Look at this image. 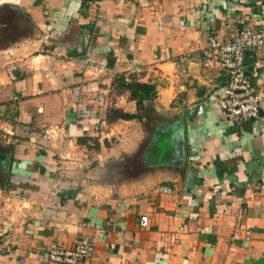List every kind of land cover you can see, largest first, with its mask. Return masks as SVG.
Listing matches in <instances>:
<instances>
[{
    "label": "crops",
    "instance_id": "0c3cea01",
    "mask_svg": "<svg viewBox=\"0 0 264 264\" xmlns=\"http://www.w3.org/2000/svg\"><path fill=\"white\" fill-rule=\"evenodd\" d=\"M244 23L264 29V0H0V264H65L49 247L82 235L76 264H264V46L239 122L205 53ZM120 74L157 84L154 111Z\"/></svg>",
    "mask_w": 264,
    "mask_h": 264
},
{
    "label": "built area",
    "instance_id": "2783aa9c",
    "mask_svg": "<svg viewBox=\"0 0 264 264\" xmlns=\"http://www.w3.org/2000/svg\"><path fill=\"white\" fill-rule=\"evenodd\" d=\"M264 46V29H257L249 23L225 37L212 34L206 49L207 62L216 64L219 72H226L229 81L224 87L220 105L225 114L235 120L257 118L261 109V97L254 90L252 80L245 71L244 56L249 50ZM19 98V96H15ZM148 215L141 216V225L147 226ZM83 225H89L83 222ZM95 251L94 239L82 235L71 247H63L53 243L47 256L51 261L76 264L81 260L90 259Z\"/></svg>",
    "mask_w": 264,
    "mask_h": 264
},
{
    "label": "trees",
    "instance_id": "16d2710c",
    "mask_svg": "<svg viewBox=\"0 0 264 264\" xmlns=\"http://www.w3.org/2000/svg\"><path fill=\"white\" fill-rule=\"evenodd\" d=\"M114 85L117 92L130 91L131 98L136 100L140 109L144 107L145 101H149L148 108L149 110L154 111V107L151 102L157 97V84L142 82L135 75L127 77L124 74H120L115 78ZM136 116L139 117L136 114L125 112L124 110L115 107H110L107 111V120L110 122L119 118L130 119ZM161 130L162 129H158V137L150 143L147 148L148 161L150 162L151 160H155L152 158H155L158 155L163 156L166 154L163 151L166 150L165 147L168 146V143L164 144L161 137H159L162 136Z\"/></svg>",
    "mask_w": 264,
    "mask_h": 264
},
{
    "label": "water",
    "instance_id": "95a60500",
    "mask_svg": "<svg viewBox=\"0 0 264 264\" xmlns=\"http://www.w3.org/2000/svg\"><path fill=\"white\" fill-rule=\"evenodd\" d=\"M7 234V230L6 231H0V240Z\"/></svg>",
    "mask_w": 264,
    "mask_h": 264
},
{
    "label": "rangeland",
    "instance_id": "374dc122",
    "mask_svg": "<svg viewBox=\"0 0 264 264\" xmlns=\"http://www.w3.org/2000/svg\"><path fill=\"white\" fill-rule=\"evenodd\" d=\"M126 171L128 172L129 170H124V172H126Z\"/></svg>",
    "mask_w": 264,
    "mask_h": 264
}]
</instances>
